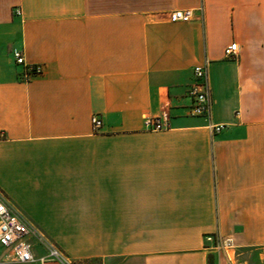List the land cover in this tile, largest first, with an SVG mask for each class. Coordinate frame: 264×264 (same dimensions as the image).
<instances>
[{
    "label": "crops",
    "instance_id": "0c3cea01",
    "mask_svg": "<svg viewBox=\"0 0 264 264\" xmlns=\"http://www.w3.org/2000/svg\"><path fill=\"white\" fill-rule=\"evenodd\" d=\"M0 193L81 264H264V0H0Z\"/></svg>",
    "mask_w": 264,
    "mask_h": 264
},
{
    "label": "built area",
    "instance_id": "2783aa9c",
    "mask_svg": "<svg viewBox=\"0 0 264 264\" xmlns=\"http://www.w3.org/2000/svg\"><path fill=\"white\" fill-rule=\"evenodd\" d=\"M16 15H21V9L16 10ZM194 19L192 10H176L169 14L171 23H189ZM238 46L233 44L226 51L228 57L234 56ZM15 62L24 66L23 80L28 81L32 76L43 73L41 65H29L25 61L23 51H13ZM194 83L190 95L193 104L190 108L191 116L211 115V88L208 79L206 65L197 66L193 71ZM166 115L157 118L145 119V127L149 131H163L169 128ZM93 129L98 132L103 123L98 117L92 119ZM225 127L212 126L215 133H220ZM208 243H212L214 249L221 250L230 243H221L216 236H207ZM41 253V254H40ZM49 261L60 264H81L69 260L61 250L40 231L38 227L30 225L22 215L9 203L7 198L0 193V264H46Z\"/></svg>",
    "mask_w": 264,
    "mask_h": 264
},
{
    "label": "rangeland",
    "instance_id": "374dc122",
    "mask_svg": "<svg viewBox=\"0 0 264 264\" xmlns=\"http://www.w3.org/2000/svg\"><path fill=\"white\" fill-rule=\"evenodd\" d=\"M221 253V255L223 256V258L225 259V256H224V250L221 248V250L220 251H217V254H220ZM210 264H214V255H210ZM234 264H235V262H234Z\"/></svg>",
    "mask_w": 264,
    "mask_h": 264
}]
</instances>
